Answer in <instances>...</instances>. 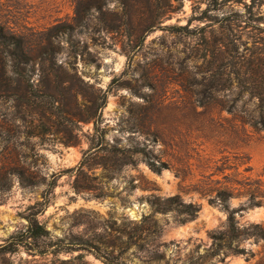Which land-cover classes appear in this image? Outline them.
<instances>
[{
	"label": "rangeland",
	"instance_id": "rangeland-1",
	"mask_svg": "<svg viewBox=\"0 0 264 264\" xmlns=\"http://www.w3.org/2000/svg\"><path fill=\"white\" fill-rule=\"evenodd\" d=\"M156 10L172 11L149 30ZM0 19L61 63L40 83L27 66L34 86L0 69V247L24 240L0 264H264V239L213 255L211 237L232 210L264 226V108L239 87L264 0H0ZM174 195L197 216L157 210ZM38 209L49 234L26 239Z\"/></svg>",
	"mask_w": 264,
	"mask_h": 264
},
{
	"label": "trees",
	"instance_id": "trees-1",
	"mask_svg": "<svg viewBox=\"0 0 264 264\" xmlns=\"http://www.w3.org/2000/svg\"><path fill=\"white\" fill-rule=\"evenodd\" d=\"M168 11L172 10L153 11L148 22V29L153 30L158 27V24L162 22V19L168 15ZM174 27L177 29L189 30L188 24ZM49 42L51 43V41ZM262 54H264V52L260 53V55ZM257 60L258 61L256 63L250 62V66L244 72V75H251V78H246L244 80L240 79L239 87L241 94L247 92L252 98H255L259 101L260 107L264 108V57H257ZM30 64L39 67V83L44 82V79L49 80L48 78L55 76L54 71L56 68L61 67V63H59L57 59V54L53 50L48 51L46 54L40 56L39 60L38 58H33L32 51L28 48L22 34L9 27L0 19V69L2 70V76H9V78H12L13 80H15L13 77L15 76L16 80L27 82V84L30 86H34L35 79L33 75L35 72L27 69V66ZM238 73L241 74L239 71ZM27 90L29 92V89ZM27 95V93H24L21 98L23 97L25 99H30ZM95 121V133L92 136V138L94 137L92 142H95L98 138L96 142V146H98L105 141V135L103 131H101L97 120ZM132 150L134 153H140V151H144L140 148H134ZM147 161L149 166L157 172H161L163 169L170 167V165L164 161L157 162L153 159H148ZM216 191L217 193L209 198L210 201L222 203L225 207L229 208L228 201L232 196V193L226 189ZM157 200H159L155 201L157 210H161L163 212L176 210L178 214L182 215L184 218L196 217L201 209L200 204L192 201L185 202L179 195L170 196L163 200L159 197ZM255 203L256 202H251L250 205H255ZM40 211L41 210L38 209L27 216L28 227L26 233H23L24 235L26 234V239H39L49 234V230L38 219V214ZM236 211L237 210L230 211L228 225L225 230L211 235L213 239V255L219 254L222 250L227 254L245 252L244 248L239 247L241 241L250 237L264 239V226L260 225L259 223H251L247 226L240 225L236 219ZM23 241L24 240L20 238L19 235H13L7 240L5 244L1 245L0 249L3 252H14L18 249L20 244L23 243ZM108 264H113V262L109 261Z\"/></svg>",
	"mask_w": 264,
	"mask_h": 264
}]
</instances>
